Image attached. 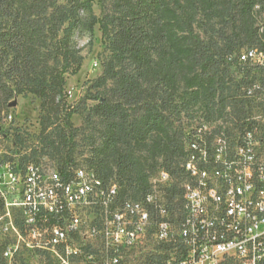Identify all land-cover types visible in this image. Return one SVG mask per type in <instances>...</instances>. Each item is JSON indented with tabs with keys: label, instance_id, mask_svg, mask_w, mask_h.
<instances>
[{
	"label": "trees",
	"instance_id": "1",
	"mask_svg": "<svg viewBox=\"0 0 264 264\" xmlns=\"http://www.w3.org/2000/svg\"><path fill=\"white\" fill-rule=\"evenodd\" d=\"M98 1L108 3L100 18L93 0H0V123L14 97H34L38 144L21 162L38 164L39 154L63 175L74 169L71 119L79 113L67 102L66 76L82 63L75 37L98 27L110 58L87 98L93 105L85 119H99L101 128L86 165L128 202L148 191L159 170L177 175L193 125L250 117L244 93L256 85L245 68L260 70L263 96L264 68L241 57L255 51L264 60V0ZM232 83L246 84L242 99ZM0 136L8 139V131L0 127Z\"/></svg>",
	"mask_w": 264,
	"mask_h": 264
},
{
	"label": "built area",
	"instance_id": "2",
	"mask_svg": "<svg viewBox=\"0 0 264 264\" xmlns=\"http://www.w3.org/2000/svg\"><path fill=\"white\" fill-rule=\"evenodd\" d=\"M241 61L264 68L255 51ZM187 133L197 163L159 170L131 202L84 168L63 175L0 150V264H264V107L225 135L206 122Z\"/></svg>",
	"mask_w": 264,
	"mask_h": 264
},
{
	"label": "rangeland",
	"instance_id": "3",
	"mask_svg": "<svg viewBox=\"0 0 264 264\" xmlns=\"http://www.w3.org/2000/svg\"><path fill=\"white\" fill-rule=\"evenodd\" d=\"M93 14L96 18H100L108 11V3L101 5L98 0H93ZM77 48L80 51L82 63L80 70L75 75H67L65 82V92L67 93V102L78 111L79 114L74 115L71 119L72 125L77 129L76 144L77 149L74 152L73 158L75 161L74 168L87 169L86 159L90 156L93 145L99 144V130L101 122L94 118L92 121H86V114L93 103L87 100L90 95V87L101 76L104 64L110 58V52L107 49L106 42L103 40L98 27H95L92 33H85L83 36L75 37ZM249 72L248 81L254 76L252 81L254 85H258L260 70L245 68V72ZM245 72L235 74V81L244 76ZM231 93L237 95V99H242V91L246 84L232 83ZM236 89V90H235ZM257 102L249 101L248 105L244 106V110H249L250 117H258L261 115L264 107V96L256 100ZM39 101L34 97L16 96L9 103L8 116L2 120L0 127L8 131V139L0 136V150L6 154H13L14 150L20 148L23 151L29 152L37 147V137L39 134ZM232 121V117H228ZM221 128V135L229 132L230 122L208 124V130ZM20 136L21 143L14 146L15 135ZM38 164L50 169H57L54 159H49L41 155H37ZM35 163V161H33ZM26 264H44L41 258L28 256L23 260Z\"/></svg>",
	"mask_w": 264,
	"mask_h": 264
},
{
	"label": "bare ground",
	"instance_id": "4",
	"mask_svg": "<svg viewBox=\"0 0 264 264\" xmlns=\"http://www.w3.org/2000/svg\"><path fill=\"white\" fill-rule=\"evenodd\" d=\"M218 135H221V133L218 134ZM188 151L191 152V154L189 155V157L187 158V160L185 161V163L182 165V167H189V164H195V163H197V157H198V148H197V145H189L188 146ZM84 173L86 174V176L95 177L94 174L91 171H89V170H87L85 168H84ZM128 202H131V201L129 200Z\"/></svg>",
	"mask_w": 264,
	"mask_h": 264
}]
</instances>
